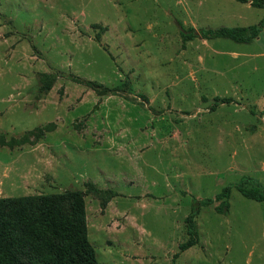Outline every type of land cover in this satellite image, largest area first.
Instances as JSON below:
<instances>
[{
  "label": "rangeland",
  "instance_id": "obj_1",
  "mask_svg": "<svg viewBox=\"0 0 264 264\" xmlns=\"http://www.w3.org/2000/svg\"><path fill=\"white\" fill-rule=\"evenodd\" d=\"M262 15L236 0H0V197L99 188L84 197L98 264H264V202L234 187L227 213L200 207L196 247L174 257L193 202L255 187L259 163L233 152L257 113L210 110L224 75L253 63L226 74L238 44L182 48L179 21L213 29ZM41 73L58 74L44 93ZM120 231L149 246L122 244Z\"/></svg>",
  "mask_w": 264,
  "mask_h": 264
},
{
  "label": "trees",
  "instance_id": "obj_2",
  "mask_svg": "<svg viewBox=\"0 0 264 264\" xmlns=\"http://www.w3.org/2000/svg\"><path fill=\"white\" fill-rule=\"evenodd\" d=\"M251 6L264 7V0H251ZM263 26L264 21L250 26L213 29L195 30L189 27L181 31L182 47L195 37L206 40L227 38L234 42L248 43L259 35ZM39 76L37 90L44 93L52 87L58 74L41 73ZM78 80L87 85L101 86L91 80ZM214 101L210 110H215L220 103H229L231 99L215 96ZM249 180L250 177L244 178L245 182ZM233 187L246 198L264 202V189L259 184L247 188L243 182L224 186L214 198L195 200L184 218L188 237L179 244L178 252L198 243L195 218L201 206L219 201L215 211H229V197ZM87 191H93L96 195L101 193L99 188L90 185L86 191L72 189L0 197V264H98L95 249L88 239L84 198Z\"/></svg>",
  "mask_w": 264,
  "mask_h": 264
},
{
  "label": "crops",
  "instance_id": "obj_3",
  "mask_svg": "<svg viewBox=\"0 0 264 264\" xmlns=\"http://www.w3.org/2000/svg\"><path fill=\"white\" fill-rule=\"evenodd\" d=\"M240 3L242 4L243 8L256 9V7L251 6V0H247L246 2H240ZM258 9L263 10L262 17L253 23L244 24V26L259 24L264 21V7ZM240 15H241L240 17L244 19V16L242 14ZM179 23H180L179 25L181 27V31L185 30L183 24L180 21ZM189 27H192L195 30L202 28V27L196 28L193 25H190L187 28ZM202 29H209V28H202ZM197 38H201V37H195L189 41H193ZM187 42L184 43L182 48H184ZM236 43L238 44L236 48L232 47L224 52L225 54L226 53L229 54L230 57H232L231 59L237 60L235 63L230 64V66L228 67V72H226V74H228L229 72L232 73L233 69H237V68L238 69L241 68L243 70V68H245L246 65H248V63L250 62H252L253 64L249 67V70L247 72L243 70L245 74L235 73V74L224 75V97L231 99L229 103H224V106L226 104L238 105L240 104V102H245L246 104L241 105L240 108H242L245 111L247 110L248 112L257 113V114L253 113L257 119L255 121H252L250 125L247 126L250 129L249 132L245 134H241V137L243 136V138L241 139L240 137L238 142L235 143L237 144V146H240L242 148L239 147H236L235 149L233 148L234 149L233 152L236 153L238 149H240L241 151L244 152V154L248 156L251 155L252 159L259 160V163L257 164L256 169H254V172H258V176H256V181L264 189V78H260L261 76L264 75V26L262 27L259 35L250 42L248 43L236 42ZM244 44H252V46L248 45L247 47H245ZM259 47L263 48V50L261 49L252 50L255 48L259 49ZM256 58H260V59H256ZM258 70H262V73L258 75L259 78L251 79L250 74L257 72ZM245 75L247 76V78L245 77ZM245 80L247 81V83H245ZM255 82H258L259 86H257ZM249 83H251V85ZM252 85H254L256 88H252ZM253 90L255 92H253ZM227 120L228 119H226L225 122L229 123ZM238 124H236V126H238ZM243 124L245 125V123ZM240 166L245 167L242 164H240ZM126 226L127 227L125 229H128L129 227L137 228L138 224L136 222L135 224L127 223ZM142 230L144 231L143 228ZM122 233L125 236V239L122 242V244H125L126 246H129L130 244L132 247H135L137 249H142L143 247L149 246L142 234H138L137 232L135 235L129 233L126 234L124 231H120L118 235ZM198 241H199V235H198ZM180 243L181 242H179L177 246H179ZM196 245L197 243L181 252H178L176 256H178L179 253L180 256L182 253L191 252L193 248L196 247ZM132 256H137V255H132Z\"/></svg>",
  "mask_w": 264,
  "mask_h": 264
}]
</instances>
